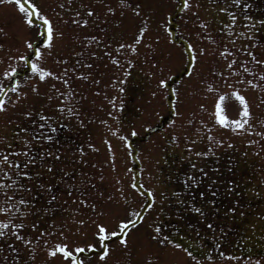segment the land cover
<instances>
[{
	"label": "snow or ice",
	"instance_id": "1",
	"mask_svg": "<svg viewBox=\"0 0 264 264\" xmlns=\"http://www.w3.org/2000/svg\"><path fill=\"white\" fill-rule=\"evenodd\" d=\"M7 3L17 5L23 22L29 28H35L37 22L39 26L36 28L35 40L23 41L24 47L31 50V55H7L8 63L0 71V113H7L10 108L22 104L30 94L42 95L46 103L38 108L22 110L19 122L9 118L7 124L11 131L0 134V264H36L38 249L44 255V264L57 259L66 264H87L84 257L91 255H98L100 261H107L117 248L113 238L130 261L129 233L145 221V213L148 212L153 214L148 223V244H155L159 251L155 254L149 252L136 264H181L173 258L177 251L182 252L190 264L214 261V251L225 259H240L220 249L227 244L229 232L236 231L233 225L238 220L246 221L253 214L249 193L253 198L259 197L264 201V194L259 190L264 188V175L260 174L264 168L258 165L252 171L247 168L240 170L232 158L222 165L220 150L234 148V143L228 136L218 135L217 129L248 137L244 143L254 146L253 154L256 156L264 152V145L261 144L264 141V114L254 113L246 96L249 90H256L260 93L256 107L264 103V38L260 35L264 31V16L252 11V0H180L178 7L186 13V22L191 18L194 31L190 34L197 41L195 45L186 43L188 61L184 72L191 77L201 60L210 61L207 76L202 74L198 83L205 93L214 94L213 111L207 121L196 120L195 113H191L179 125L182 131L173 130L162 138L164 156L155 159L153 167L160 166L163 161L161 168H156V179L160 181L162 168L171 163L167 176L160 182L174 187H149L142 191L144 186L134 178L131 188L141 195L146 193V199L140 210H130L127 218L119 219L115 230H109L102 223L96 224L94 236L99 243V250L91 242L72 249L64 243L49 245L50 237H64L69 223L77 226L76 231L79 232L80 228L92 221V215H82V207L90 209L97 218L104 215L103 209L98 210V203L102 204L103 201H94L89 192L97 189L93 180L102 182L105 176L100 174L90 177L86 171L78 172L75 166L71 169L63 166L66 163L79 164L84 168L89 164L85 159L86 149L93 152H99L100 149L90 140L76 145H72L70 140L62 143L61 134L64 130L71 131L70 122L73 119L80 128L86 126L87 106L83 101L87 100V94L80 90L77 82L100 84V79L93 78L91 71H85L92 69L95 61L107 56L114 65L122 68L121 75L124 78L114 77L111 86L121 93L125 91L122 85L126 83V76L130 75L127 68L133 67L134 61L125 56L127 68H124L111 50L121 55H124L122 50L125 49L137 54L138 46L148 30V18H144L143 26L130 43L120 41L113 45L112 38L104 35L106 28L99 26L95 34H75L71 42L75 45L71 49V59L58 56L53 68L42 66L45 52H42L39 44L51 56L57 39H64L65 32L41 11L37 3L31 0H25L24 3L21 0H0V5ZM133 3L135 0H119L120 15L123 16L129 8L139 15L140 4L136 3L133 7ZM57 7L60 9L56 13L60 24L85 27L89 25V18H98L92 5L80 3L77 9H73L72 0H61ZM116 10L110 4L105 5L108 14H114ZM65 12H71L68 19L64 18ZM168 15L171 16V13ZM163 27L168 30L167 24ZM7 36L4 27H0V38ZM156 40L159 41L160 37L157 36ZM144 46L152 48L151 43ZM4 47V43H0V50ZM16 51L19 52V49ZM3 63L4 57H0V64ZM34 79L37 82L30 83ZM4 80L8 84L5 85ZM41 83L49 84L43 94L40 92ZM166 83V80H159L161 87ZM171 92L176 94L177 89L172 88ZM9 93L14 94L15 99ZM95 94H100L98 88ZM155 95L156 92H152V96ZM105 99L111 110L107 112L106 119L96 120V123L103 126L106 133L119 139L122 147L131 149L129 136L122 132L124 103L115 95L111 99L105 96ZM54 100L57 102L53 103ZM230 100L236 102L235 118L228 115L227 102ZM100 107L103 108V105ZM198 107L207 111L203 103ZM176 115L183 114L178 112ZM175 123L172 121L173 125ZM147 127L150 129L151 125ZM130 135H138L135 127L131 128ZM103 143L107 159L99 168L102 170L109 166L116 170V152L107 134L103 136ZM181 143L184 151L177 162L170 153L174 148H179ZM66 144L73 154L69 160L65 158ZM97 167L95 163L91 165L93 169ZM148 175L152 177V171ZM256 176L259 185L253 183V177ZM115 183L119 185L116 191L120 198L127 203L124 185L119 179ZM61 192L66 194V198H61ZM114 195L109 194L107 201H112ZM96 196L103 197L104 193L97 191ZM69 200L76 205L75 208L68 207ZM255 216L264 220V213L255 212ZM245 229L255 232L257 223L245 225ZM260 230L264 232V228ZM247 239L249 237L238 233L236 242L243 244ZM207 242H211L210 247ZM255 264H260V260H255Z\"/></svg>",
	"mask_w": 264,
	"mask_h": 264
},
{
	"label": "rangeland",
	"instance_id": "2",
	"mask_svg": "<svg viewBox=\"0 0 264 264\" xmlns=\"http://www.w3.org/2000/svg\"><path fill=\"white\" fill-rule=\"evenodd\" d=\"M21 2L24 3L25 0H21ZM31 2L37 3L41 11L52 18L55 23L59 24L60 30L65 32L64 39H57L51 56H48L46 54L47 50L44 49L42 44H39L42 52H45L42 66L53 68H55L54 61L58 56H68L71 59V49L75 46L71 42L75 34L81 36L95 34L97 33V26H99L100 28H106L104 35L112 38L113 45L120 41L130 43L137 34L138 29L143 26L142 21L144 18H148V30L145 33L141 45L138 46L137 54H131L125 49L122 50L124 55H121L110 49L112 55L116 56L122 62L124 68H127V64L124 63L125 56L134 61L133 67L127 68V72L130 75L126 76V83L122 85L125 91L121 93L116 87L111 86L114 77L119 76L121 79L124 78L121 75L123 69L114 65L107 56L95 61L93 68L85 69V71H91L93 78L100 79V84L95 85L88 82H77L80 90L87 94V100L83 101L87 106V112L85 114L86 126L80 128L73 119L70 122L71 131L64 130L61 134L62 143L65 140H70L72 145H76L90 140L100 149L99 152L86 149L87 155L85 159L89 161V164L84 168H81L79 164L72 165L66 163L63 166L69 169L75 166L78 172L86 171L90 177L100 174L105 176L102 182L94 179L93 182L97 184V189L89 192V195L94 198V201H103L102 204L98 203V210L103 209L104 215L97 218L94 214H91L90 209H84L82 207V215H92V221H89L83 228H80L79 232L76 231L77 226L69 223L68 231H65L64 237H60L59 235L50 237L49 245L64 243L68 245L69 249H72L77 245L91 242L96 244L97 250H99V243L94 236L96 224L102 223L109 230H115L118 220L127 218V213L130 210H140L141 204L146 199V193L145 195H141L131 188V183L134 178L144 186L142 191L149 187H174L172 184L164 185L160 182L167 176L168 171L172 167L171 163L167 167L162 168V175L160 176V181H158L156 179V168H161L163 161L156 168L153 167L154 161L164 156V152L162 151V138L166 137L167 133L173 130L182 131L179 125L191 113H195L196 120H208L209 114L213 111L214 94L205 93L198 82L202 74L207 76L210 61L201 60L196 72L191 77L184 72L188 61V55L185 50L186 43H193L195 45L197 41L190 34L194 31L191 27V18L186 22V13L178 7L180 0H135L133 7L136 6V3H139L140 14H134L131 8H129L123 16L120 15V8L118 7L119 0H72L73 9H77L80 3H84L94 6L96 10L98 18H89V25L85 27H75L70 23H59L56 13L60 11L57 5L61 0H31ZM252 3L254 4L252 11L259 16H264V0H252ZM109 4L117 9L114 14L105 12V5ZM81 11L83 14V10ZM169 13H171V16L168 15ZM70 16L71 12L64 13L65 19H68ZM117 21H119V24H117ZM164 24L168 25L167 31L163 27ZM38 26L39 22H37L35 28H29L23 22L22 14L18 11L15 3L0 5V27H4L8 33L7 37L0 38V43H4L5 46L3 50H0V57H4V63L0 64V71H3L8 63L7 55L20 53L32 54L31 50L24 47L23 41L25 39L35 40L36 28ZM260 35L264 38V31ZM157 36L160 37L159 41L156 40ZM147 43L152 44L151 49L144 46ZM17 48L19 52L16 51ZM161 79L167 81L163 87L159 85V80ZM35 82L37 81L34 79L30 83ZM3 83L6 85L8 81L4 80ZM57 86L60 87L59 84ZM48 88V83H41V94L46 92ZM97 88L100 92L99 95L95 94ZM172 88L177 89L176 94L171 92ZM152 92H156V95L152 96ZM8 95L12 99H15L14 94L9 93ZM114 95L125 105L124 111L121 113V119L124 125L122 132L129 136V140L132 142L131 149L122 147V142L119 139L106 133L104 127L96 123V120L106 119L107 112L111 110L105 96L111 99ZM177 95L179 99H177ZM258 95L260 93L256 90H249L246 93V96L253 106V112L264 114V103L259 104L258 108L256 107V104L259 103L257 100ZM56 102L55 100L53 101V103ZM45 103L46 101L42 95L30 94L29 98L22 104H17L15 108H10L7 113H0V134L11 131V127L7 124L9 118L19 122L22 119V110L33 107L38 108ZM173 103H175V108H173ZM200 103L205 105L206 112L199 109L198 105ZM100 105H103V108ZM235 105L236 102L233 100L227 102L228 115L233 118H235L236 114ZM178 112L183 115L177 116L176 113ZM89 120H92V122L89 123ZM172 121H176L175 125L172 124ZM109 123L115 127L112 121H109ZM148 125H151L150 129L147 127ZM132 127H135L138 133L136 137L130 135ZM189 132H191V129H189ZM106 134L112 141L113 148L116 152V170H112L109 166H105L102 170L99 168V165L103 164L107 159L106 146L103 143V136ZM217 134L220 136H228L234 143V148H223L220 150V162L222 165L229 158H232L240 170L247 168L248 171H252L258 165L264 168V152L259 156L254 155V146H248L244 143L248 137L236 136L230 131L223 129H217ZM261 144L264 145V141H261ZM183 151L184 145L181 143L180 147L174 148L170 155L179 162V156L183 154ZM64 152L66 160L72 158L73 154L69 151L67 144L65 145ZM93 163L97 164L98 167L95 169L91 168ZM149 171H152V177H149ZM260 174L264 175V172ZM117 179L124 185L125 196L128 197L127 203L120 198L119 193L116 191L119 187L115 183ZM253 183L259 185L258 176L253 177ZM259 190L264 194V188H260ZM97 191L103 192L104 196L97 197ZM113 193L115 194L114 199L107 201L106 197ZM60 196L61 198H66V194L63 192L60 193ZM248 200L253 205V214L248 216L246 221L238 220L233 225L236 231L229 232L227 244L220 249V251L230 252L232 255L240 257V259H225L224 257L218 256L214 251V261L209 262L205 260L203 264H255V260L257 259L260 260V264H264V232L260 230L264 228V220H259L255 216V212L264 213V201L260 200L259 197L253 198L251 193H249ZM68 207L75 208L76 205L72 204L69 200ZM152 215L151 212L145 213V221L129 233V250L132 253L130 261L119 249L118 241L113 238V243L117 245V248L111 252L109 259L107 261H100L98 255H91L84 257L87 260V264H136L138 259L146 257L149 252L155 254L159 251L155 244L149 245L147 240L148 232L150 231L148 223ZM65 218H67L66 214ZM253 222L257 223V230L255 232L246 230L245 225H250ZM238 233L249 237V239L245 240L243 244H238L236 242ZM207 243L210 247L211 242ZM109 247L110 249L112 248L111 245ZM173 258L180 261L181 264H190L188 258L182 252H175ZM36 264H44V255L39 249L36 255ZM50 264H66V262L57 259L50 261Z\"/></svg>",
	"mask_w": 264,
	"mask_h": 264
}]
</instances>
